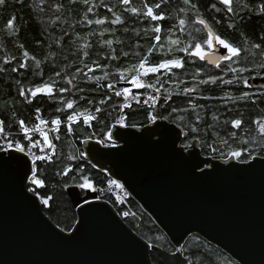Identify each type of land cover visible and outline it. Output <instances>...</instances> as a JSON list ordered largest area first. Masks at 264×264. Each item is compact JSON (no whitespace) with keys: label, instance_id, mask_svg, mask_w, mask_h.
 Wrapping results in <instances>:
<instances>
[{"label":"trees","instance_id":"obj_1","mask_svg":"<svg viewBox=\"0 0 264 264\" xmlns=\"http://www.w3.org/2000/svg\"><path fill=\"white\" fill-rule=\"evenodd\" d=\"M262 2L240 0V5L247 4L248 8L243 11L238 8L234 15L227 13L219 0H190L188 5L184 0H129L127 4L123 0H23L22 3L7 0L0 8V120L4 121L7 139L24 144L26 152L29 140L24 137L21 120L29 129L37 125L53 127V157L35 165L45 187L39 188L29 181L28 186L36 189L41 200L51 197L48 205L43 206L54 223L64 231L73 230L78 216L66 189L87 178L99 198L112 204L134 231L152 244L175 250L142 206L123 187L111 184L114 179L85 155L84 142L88 139L105 145L114 143L107 134L119 124L121 116L128 126L151 123L150 113L157 119L176 122L187 131L182 144L198 139L206 156L228 159L230 151L240 150L252 153L249 160L264 157V133L260 131L264 125V90L247 88L241 82L252 75L264 74V14L259 12ZM156 4L160 8L155 11L165 17L161 21L145 18L142 11H132ZM191 4L197 7L193 9ZM13 16L16 19L11 31L7 20ZM117 16L120 22L113 23ZM199 18L240 48V56L218 69L181 51L207 38V29L197 23ZM98 19L104 23L96 24ZM182 19L183 26L179 23ZM155 26L161 27L159 34L152 31ZM156 35L160 36L159 42ZM109 40L111 45L106 43ZM169 59H182L184 66L148 75H143L139 68L142 61L151 67ZM21 64L25 67H20ZM229 64L248 71L239 73L241 80L233 84L221 80L200 83L209 77L234 80L236 74L229 71ZM137 72L141 73L142 82L152 87L135 89L138 98L129 103L123 95L115 96V91L124 89L120 84L129 82ZM45 84L52 87L53 94L38 93L32 97V91ZM109 84L114 87L109 89ZM61 88L67 91L61 92ZM244 92L249 93L247 99L241 98ZM150 96L157 97L155 103L145 104ZM69 101L74 102L73 109L67 108ZM126 103L130 107L125 108ZM96 108L101 111L97 113ZM73 111H87L96 118L85 124L83 115L78 116L70 133L67 116ZM56 118L61 120L59 126L51 123ZM41 119L47 123L41 125ZM235 119L242 120L240 128L233 126ZM30 132L32 141H40L32 152L40 155L41 147H46L43 138L38 132ZM184 255L192 264H238L197 234L187 240ZM151 257L154 264H167L156 252L152 251Z\"/></svg>","mask_w":264,"mask_h":264},{"label":"water","instance_id":"obj_2","mask_svg":"<svg viewBox=\"0 0 264 264\" xmlns=\"http://www.w3.org/2000/svg\"><path fill=\"white\" fill-rule=\"evenodd\" d=\"M247 79L250 88H264V74ZM110 132L116 146L88 139L86 157L124 186L175 250L150 243L96 189L77 184L66 191L78 219L71 235L61 231L40 196L27 191L32 158L0 152V264H154L152 251L167 264H192L184 247L194 234L238 264H264V157L244 164L206 156L198 139L183 148L187 131L167 119L115 124ZM204 161L209 167L202 175L196 165L204 168Z\"/></svg>","mask_w":264,"mask_h":264},{"label":"snow or ice","instance_id":"obj_3","mask_svg":"<svg viewBox=\"0 0 264 264\" xmlns=\"http://www.w3.org/2000/svg\"><path fill=\"white\" fill-rule=\"evenodd\" d=\"M20 2L22 3L23 0H20ZM123 2L125 4H127L129 2V0H123ZM219 2H220V4H222L224 6V9L227 11V13L234 14V15L237 14L238 8L240 11H243L244 9L248 8L247 4H244L241 6L240 0H219ZM184 3L186 5H188L190 3V0H184ZM6 4H7V0H0V8H3ZM234 5H236V7H234ZM59 7L60 6H57V10H59ZM190 7L195 9L197 6L195 4H191ZM213 7H215V5H213ZM159 8H160V4H156L154 6H145L144 10H137V9L133 8L132 11L133 12L142 11V14L145 18H150L152 21H161L165 17L162 13H158L157 11H155V9H159ZM216 10L220 11L219 8H217ZM89 11H91V8H89ZM259 12L264 14V2H262L259 5ZM15 19H16V17L13 16L12 18L7 20V28L11 31H14V20ZM119 22H120V17L117 16L116 19L113 21V23H119ZM89 23H92V21H89ZM95 23L96 24H102V23H104V21L98 19L95 21ZM179 23L181 26H183L185 24V20L182 19V20H180ZM197 23L204 25L205 28H208V25L206 24L205 20H203V19H199L197 21ZM152 31L159 34L162 31V29L160 26H155L152 29ZM155 39L157 42H159L160 36L156 35ZM106 43L108 45H111L112 41L109 40ZM172 43L178 45L180 43V41H172ZM217 45L220 46L219 49H217ZM257 47H259V45ZM180 50L186 52L191 57L199 58V60H201V61H204L207 59L209 62H214L217 67L220 66V64H219L220 61H234L235 58H238L240 56V52H241V49L233 46L232 43L226 41L220 35L215 34L211 29H208L207 38L205 40H203L202 42L195 43L194 45H189L188 47L181 48ZM24 55L27 56V52H25ZM85 55H87V53H85ZM125 55H127V54L125 53ZM113 58L115 59V57H113ZM145 64H146V61H142L139 64V68L143 70V75H148V73H157L161 69L171 70L172 68H177V69L182 68L184 66V61L182 59H169V60H165L162 63H159V64H157L155 66H151V67H146ZM20 67H25V65L21 64ZM228 68H229V71L236 74L234 80L223 81V77H209L207 80H201L200 83L201 84L216 83L217 80H221L224 83L233 84L234 82L241 80L239 73H243L245 71H248L247 68H239L238 69L236 67H232L231 64L228 65ZM13 71H16V69H13ZM57 75H59V73H57ZM140 75H141V73L137 72L136 76H133L131 78V80L129 81V83H131L137 89H142L145 87H152V85H146L145 83H143L142 80L140 79ZM97 79H99V78H97ZM69 82L71 83V81H69ZM241 82L243 83V85L245 87L249 86V80L247 78L242 79ZM113 87L114 86L112 84L108 85L109 89H112ZM60 91L65 92V91H67V89L61 88ZM185 91H192V90L186 89ZM130 92H131V89L124 88L122 91H115V96L120 97L123 95L125 100H127ZM38 93H46V94L51 96L53 94V89L50 85L45 84L43 86L37 87L34 91H32L31 95H32V97H36ZM20 95H22V96L24 95L23 90H21ZM248 97H249V93L244 92L241 98L247 99ZM25 98L27 99V97H25ZM155 99H156L155 97L150 96L148 98V100L144 101V103L148 104L150 100L154 102ZM29 102H31V101H29ZM101 103H104V101H101ZM137 103H139V100H137ZM124 107L127 108V107H130V105L126 103L124 105ZM67 108L73 109L74 108V102H71V101L67 102ZM100 111H101L100 108H96L97 113H99ZM174 111H175V109H174ZM37 112H39V109H37ZM80 115H83V122L85 124H90V122L96 118L95 116L88 114L87 111H85L84 113H78V112L73 111L72 114L67 116L68 131L70 133L73 130L72 129V123L77 121L78 116H80ZM149 119L152 122H155L157 117H156V115H152L150 113ZM214 119H215V117H214ZM45 123H47V122L44 121L43 119L40 120L41 125H43ZM51 123L53 125L59 126L61 124V120L59 118H56V119H53L51 121ZM118 123L120 124L121 127H127L128 126L125 122L124 116L120 117V120L118 121ZM3 124H4V121L0 120V133H2L4 131ZM19 124H20V127L23 129L24 137L29 140L27 152L32 157V159H31L32 165L35 166L37 161H50L51 156H49L47 154L35 155V153L32 152V149L37 147V145L40 144V141H32L31 138L28 136L29 131L39 132L41 137L43 138V145H45L49 149H54V145L52 144V141L49 139L48 133L45 132L42 128H40L39 125H37L35 127V129H29L28 127L25 126L24 120H21L19 122ZM232 124L235 128H240V126L242 124V120L235 119L234 121H232ZM132 127H135V125H132ZM192 131L195 132L196 129L193 128ZM260 131H261V133H264V125H261ZM107 136H108V139L110 140L112 137V133L109 132L107 134ZM157 143H159V141H157ZM115 146H116L115 143L111 144V147H115ZM182 147L183 148H189V147H192V145L185 144ZM25 151H26L25 145L19 141L7 140L5 145H0V152H3L5 154L11 153V152L25 153ZM40 151L43 153L44 148L41 147ZM213 151L215 152V149H213ZM53 154H54V152H53ZM80 155H81V157H83L84 153H80ZM251 155H252L251 152H247V154H245V151L233 150V151H230V153L228 154V157L230 159L240 160V162H242L244 164H249V157ZM9 159H12V157H9ZM253 159H255V157H253ZM2 162H4V157L0 156V163H2ZM203 163L205 165L204 168H200L199 164L196 165V168L199 169V171L202 175L206 174V168L209 167L207 165L206 161H204ZM30 171H31V175L26 177L27 180L32 185H36L39 188L45 187L44 180L38 178L36 168L33 167L32 169H30ZM68 171H70V169L65 171L64 175H67ZM110 183L116 184L117 187H123V185L117 184V182L114 180L110 181ZM79 187L81 189H93V185L87 180V178L84 179V182L81 183L79 185ZM27 191L33 193V195H38L35 188L29 187V188H27ZM50 199H51V197L42 198V203L44 205H48ZM85 202L87 203V201H85ZM125 215H127V213H125ZM61 231H64V229H61ZM69 235H71V230H69Z\"/></svg>","mask_w":264,"mask_h":264},{"label":"built area","instance_id":"obj_4","mask_svg":"<svg viewBox=\"0 0 264 264\" xmlns=\"http://www.w3.org/2000/svg\"><path fill=\"white\" fill-rule=\"evenodd\" d=\"M131 85L125 87V88H130L131 89V92L129 94L128 99L125 100L128 103L138 98V96L135 95V93H134V90L137 89V88H135V87L132 88ZM40 128H42L45 132L48 133L49 139L52 141V144L54 145V141H53V138H52V132H51L53 127L44 125V126H40ZM33 132H36V131H31L30 133H33ZM7 136H8V133L6 131H3L2 133H0V145H5L6 144V142L8 140ZM53 152H54V149H49V148L45 147L44 152L41 153L40 155L47 154V155L51 156V158H52L53 157ZM26 153L28 154V152H26Z\"/></svg>","mask_w":264,"mask_h":264},{"label":"flooded vegetation","instance_id":"obj_5","mask_svg":"<svg viewBox=\"0 0 264 264\" xmlns=\"http://www.w3.org/2000/svg\"><path fill=\"white\" fill-rule=\"evenodd\" d=\"M199 19H201V18H199ZM204 20V19H203ZM205 22L206 23H208L206 20H205ZM209 24V23H208ZM207 29V28H206ZM213 29V28H212ZM208 31V30H207ZM213 31H214V29H213ZM215 32V31H214ZM216 33V32H215ZM217 34V33H216ZM218 35V34H217ZM222 37V36H221ZM223 38V37H222ZM226 40V39H225ZM227 41V40H226ZM227 61H220L219 62V64H220V66L219 67H217L216 65H213V66H215L216 68H218V69H220L222 66H223V64H225ZM261 75H263V74H261ZM253 76V75H252ZM247 88H250L249 86L247 87ZM252 89V88H251ZM258 89H260V88H258ZM263 90H264V88H263Z\"/></svg>","mask_w":264,"mask_h":264},{"label":"rangeland","instance_id":"obj_6","mask_svg":"<svg viewBox=\"0 0 264 264\" xmlns=\"http://www.w3.org/2000/svg\"><path fill=\"white\" fill-rule=\"evenodd\" d=\"M236 47V46H235ZM240 49V48H239ZM242 51V50H241ZM132 86V88H134V86L133 85H131ZM125 88V87H124ZM130 89V88H129ZM154 97V96H153ZM156 99H157V97H156ZM156 99H155V101H156ZM155 101H154V103H155ZM149 102H153V101H149ZM112 140V139H111ZM113 141V140H112ZM114 142V141H113ZM191 145V144H190ZM31 157V156H30ZM32 158V157H31ZM229 159V158H228ZM227 160V159H226ZM116 181V180H115ZM117 183H120V182H118V181H116ZM120 185H122L121 183H120ZM123 188H124V186H123ZM125 189V188H124ZM126 190V189H125ZM127 191V190H126ZM128 192V191H127Z\"/></svg>","mask_w":264,"mask_h":264}]
</instances>
